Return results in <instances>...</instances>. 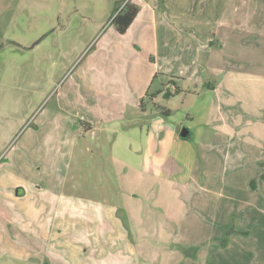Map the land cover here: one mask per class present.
<instances>
[{"label":"rangeland","instance_id":"rangeland-1","mask_svg":"<svg viewBox=\"0 0 264 264\" xmlns=\"http://www.w3.org/2000/svg\"><path fill=\"white\" fill-rule=\"evenodd\" d=\"M125 1L0 0V264L84 255L74 246L84 231L55 211L90 219L118 204L120 177L139 170L119 159L135 163L132 152L113 151L122 126L149 129L156 155L168 132L192 129L183 163L167 156L142 171L173 215L159 248L172 264H196L199 251L214 261L198 264H264V0H137L155 10V36L117 32ZM148 69L160 71L152 89L162 92L143 104L130 90ZM17 183L24 195L9 194ZM42 241L54 245L38 252ZM143 249L139 264H155Z\"/></svg>","mask_w":264,"mask_h":264},{"label":"crops","instance_id":"crops-1","mask_svg":"<svg viewBox=\"0 0 264 264\" xmlns=\"http://www.w3.org/2000/svg\"><path fill=\"white\" fill-rule=\"evenodd\" d=\"M132 1L137 3L141 10L127 31L123 34L118 33L120 35H129L130 32L136 28L147 27L149 28L148 30L152 28V36H155L157 32L155 10L149 12L148 9L139 4V1ZM146 37L147 33L145 38ZM159 73L160 71H155V69H148L139 73V78L136 82L133 83L130 80L132 84H134V88L130 90L131 94L135 95L138 100L143 98L145 102L149 99L147 98V94L154 95V101H158L159 97L157 98L156 95L160 94L162 89L160 90V88H156L153 90L152 87L157 80L160 82ZM128 79L130 78L128 77ZM208 88L212 90L214 89L213 91H215L214 85H209ZM196 94L198 95L199 92L196 91ZM149 112L151 113L153 110L148 108L147 111H145V109H143V115H147ZM138 127L133 126V128H125L122 126V128H116L115 130V132L120 134L121 137H119L120 139H115L113 143V151L115 150L114 146H116L117 150L120 151V154L132 152L133 156L139 158L135 163L119 158L122 166L134 165L132 167L139 170L137 172L131 171L123 173L122 177H120L119 184L122 186V190L116 194L119 196L118 201H116L118 204L115 205L106 201L102 205L99 203L101 205L100 209H96L90 219L86 217L87 211H85V209L83 213L79 212L77 208L70 210V207L60 208L57 206L55 211L56 216L59 217L62 213L67 214L68 226H73V228H75L76 225V230L80 232L84 231L81 238L78 239L79 244L77 241L74 242V246L77 245L78 247L83 248L84 255H81L78 260L73 258V263L71 260L68 264H133L136 262V264H139L140 248H144L141 252L143 256L147 255L148 257H151L155 260V264H172L170 257L171 253H166L164 249L160 251L159 248H163L164 243H170L166 237H160V232L169 231L170 227L175 225L171 218L173 215L169 214L171 210L163 200L155 201L159 198L160 193L157 190H154L155 182H153V179L147 177V173H142V171L150 166L153 161H155L158 166V163L163 162L167 156H172L178 163H183V149L187 147L191 148V144L188 142L191 137H181V132L179 133V130H173V133L168 132L167 137L159 143L158 148H162V150L156 155L152 151L155 150V148L152 147L154 142L153 144L151 143L149 129L147 130L146 128ZM126 132H128V134ZM190 132L192 136V129H190ZM172 145L175 146L172 147ZM163 146H166L169 149L164 151ZM22 186L21 183L10 185L9 194L24 195L26 189H22ZM176 195L179 196L180 194L177 193ZM144 198H147V200L151 199L150 202H146L148 205H145L144 201H142ZM182 198L183 193L181 194L180 199ZM90 200H92L91 202H96L95 198L92 196L90 197ZM99 204L97 203V205ZM156 205L160 207H157ZM232 211L236 212V209L233 208ZM81 214L84 215L83 222H80L78 219L76 220V215L79 216ZM178 214L182 217L183 206ZM70 221L73 222L70 224ZM89 222H91V227L89 228L92 229V231H90L91 235L88 233L89 231L87 229ZM176 225L178 230H180L181 224L178 225L176 223ZM55 227H59V230L61 231L63 226L55 224L54 228ZM242 230L249 231L247 227H244ZM119 232L120 235H117ZM139 232H142V239L139 238L141 237ZM150 234L155 236V240L147 238ZM83 237L84 239H82ZM42 242L43 244L36 247L38 252H41V248L46 250L48 247L54 245L46 244L47 241ZM124 248H128V251H125ZM154 248H157V251H155ZM226 249H229V245ZM243 250L246 251L249 249L244 248ZM242 251L237 254L240 255L239 258L245 257V254ZM38 252H36V254L40 255ZM87 254L90 256L87 257ZM213 254V252L209 251L206 252L204 256V254L201 255L199 251L197 259H192V262L198 264V261H209V263H212L214 261ZM157 255L160 257L158 260L156 259ZM200 257L201 259L199 260ZM208 257H210L209 260H207ZM42 258L44 263V257Z\"/></svg>","mask_w":264,"mask_h":264},{"label":"trees","instance_id":"trees-1","mask_svg":"<svg viewBox=\"0 0 264 264\" xmlns=\"http://www.w3.org/2000/svg\"><path fill=\"white\" fill-rule=\"evenodd\" d=\"M140 10H141V8L137 3L133 2L132 0H126L124 2L123 6L121 7V9L115 14V16L112 20V23L115 25L117 32H119L120 34L125 33L127 31V29L133 23L135 18L137 17V15L139 14ZM178 78L179 77L172 76L171 81L176 83V79H178ZM176 91H178V88L176 89ZM153 97H154V95L147 94V98H153ZM142 103L144 104L145 101L143 100ZM154 109L161 111L163 114H167V115L170 114V110L164 111L162 106L159 104L154 103ZM190 137H191V132H190V135L188 136V138H190ZM254 182H255V180L252 181L253 189H256V187L254 186ZM243 233L250 234V232L248 230H244Z\"/></svg>","mask_w":264,"mask_h":264},{"label":"water","instance_id":"water-1","mask_svg":"<svg viewBox=\"0 0 264 264\" xmlns=\"http://www.w3.org/2000/svg\"><path fill=\"white\" fill-rule=\"evenodd\" d=\"M189 135H190V129L188 127H183L180 136L183 138H188Z\"/></svg>","mask_w":264,"mask_h":264}]
</instances>
